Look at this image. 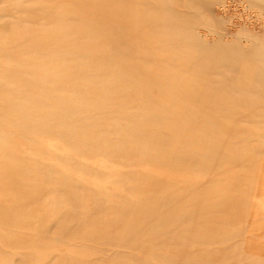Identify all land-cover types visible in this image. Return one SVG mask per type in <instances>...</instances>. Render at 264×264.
<instances>
[{
    "label": "rangeland",
    "instance_id": "obj_1",
    "mask_svg": "<svg viewBox=\"0 0 264 264\" xmlns=\"http://www.w3.org/2000/svg\"><path fill=\"white\" fill-rule=\"evenodd\" d=\"M73 1L0 0V264H264L250 60L228 80L206 54L132 25L141 0ZM188 1L152 0L184 13ZM199 7L201 36L264 44L259 6ZM131 62L152 72L143 89ZM151 113L152 154L111 127Z\"/></svg>",
    "mask_w": 264,
    "mask_h": 264
},
{
    "label": "bare ground",
    "instance_id": "obj_2",
    "mask_svg": "<svg viewBox=\"0 0 264 264\" xmlns=\"http://www.w3.org/2000/svg\"><path fill=\"white\" fill-rule=\"evenodd\" d=\"M74 1H77V0H74ZM211 1L213 0H208V2H211ZM248 1L252 3V5L259 6V8L264 12V0H248ZM201 2L202 0H198V1L189 0L188 10H186V12L184 13V12H179L178 10L174 9L171 6H167V5L159 6L155 3L153 4L152 0H141L140 10L138 14L134 17V19L131 20V24L137 25V26L140 25L141 27H143L144 36H146L150 41H152V27H155L159 32L161 31L165 32L170 38L169 41H171L172 43L186 44L190 46L191 49L196 50L197 52L201 54H206L207 56L204 58L206 60L204 61L207 63H210L212 67L215 68L214 69L215 71L222 72V73H224L225 71L230 72V75L226 77L228 80L231 77L235 76L236 74H239V72L242 70L240 66H241V61L243 59L250 60L252 68H249V70L247 71L248 81L246 85L250 87L251 95L259 99H263L264 98V44H253V43L247 44L246 41L241 40L240 43H237L234 45L230 43L229 41H225L223 39V35H224L223 33L214 32V31H211L212 33H215L214 34L215 38L213 41L208 40V37L212 35V33L209 31L207 32L208 35L206 34V36L204 37L201 36L200 33L195 30V26L200 21V17L203 18L199 13V9H200L199 4ZM175 4L178 5V2ZM134 7H137V3L134 4ZM178 35H182L183 37H177ZM150 57L152 56L148 55L146 60ZM130 65L133 66L134 68L133 71H135L134 76L131 80L132 85L134 82V85L136 87L143 89L144 86L152 82V72L151 71L143 69V68H139L135 66L133 62H131ZM246 70L247 69H243L245 73H246ZM252 70L255 71V76L250 77L249 74ZM146 80H148V83L145 84ZM216 83L218 82L216 81V82H213V84L212 83L211 84L218 86V84L216 85ZM220 83H219V86H220ZM26 84L28 85V83ZM229 86L230 85H226L227 88ZM226 87L225 88L223 87L222 91L225 90ZM161 90L164 91L165 87L162 86ZM149 91L145 92L146 95H144V98L147 100H152V91L151 90ZM144 121H145V127H142V124L137 127L131 126L130 124H116V125L112 124L111 127L115 129H118L120 127V129H127V130L132 131V134L138 139L142 148L145 151L147 150L152 154V113L147 114L145 116ZM162 140L166 141V138L163 137V139H161L160 141ZM117 155H119V152H117ZM182 159L188 161L190 159H194V157L186 156ZM140 168L142 167L140 166Z\"/></svg>",
    "mask_w": 264,
    "mask_h": 264
}]
</instances>
